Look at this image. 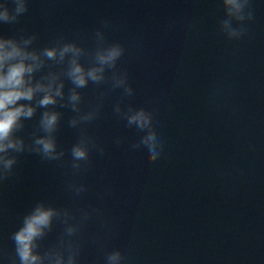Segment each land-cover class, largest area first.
<instances>
[{
  "label": "clouds",
  "instance_id": "9594fccd",
  "mask_svg": "<svg viewBox=\"0 0 264 264\" xmlns=\"http://www.w3.org/2000/svg\"><path fill=\"white\" fill-rule=\"evenodd\" d=\"M9 0L0 3V24H13L28 11V0ZM224 19L219 21V33L227 40L244 37L247 22L254 20L252 0H221ZM107 28L108 22H103ZM96 47L88 50L75 41H66L60 36L53 46L37 49L31 47L37 35H0V184L15 175V166L21 154L32 153L43 161H63L66 150L57 143V132L63 113L56 110L68 108L74 115L68 120V127L79 131V139L72 145L71 168L73 175H79L90 166V153L95 150L105 154V148L87 134L86 126L100 115L106 93H101L95 106L82 110L83 95L80 89L95 85L110 84V90L121 89V101L113 106V112L143 133L131 144L133 150L144 149L150 163L158 161L165 149V140L156 129L154 114L144 107L124 105V99L135 94L126 71L118 69V62L125 54V47L119 42H107L105 32L97 29ZM87 58V65L82 62ZM60 70H51L52 65ZM49 68L44 72L45 68ZM111 71L109 77L107 73ZM38 73H43L37 77ZM72 87L65 92V81ZM39 109L37 131L31 133L27 142L19 135L25 128V121L33 119ZM42 134H37V133ZM123 138H116L120 145ZM68 190L75 196L87 191L83 183H70ZM99 209L79 210V219L66 207H56L41 200L23 215L20 227L11 234L14 257L10 264H78L80 245L74 240L82 227ZM59 221L63 233L58 243L41 253L40 241L53 230ZM125 257L119 249L108 252L104 264H124Z\"/></svg>",
  "mask_w": 264,
  "mask_h": 264
}]
</instances>
